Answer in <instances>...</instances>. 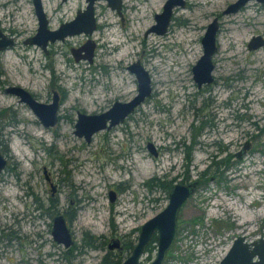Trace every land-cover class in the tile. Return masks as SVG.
<instances>
[{"label":"rangeland","instance_id":"374dc122","mask_svg":"<svg viewBox=\"0 0 264 264\" xmlns=\"http://www.w3.org/2000/svg\"><path fill=\"white\" fill-rule=\"evenodd\" d=\"M120 1L122 19L98 0L96 30L55 40L44 53L24 43L37 25L31 0H0V28L14 40L0 51V148L6 157L0 172V264H95L102 250L81 242L85 232L96 244L113 233L134 230L135 237V228L166 204L167 193L156 181L181 182L182 174L188 176L183 183L198 181L201 170L208 178L181 204L161 264H217L236 235L264 237V45L246 47L250 37L264 38V4L248 0L223 13L235 0H183L173 7L166 31L156 34L147 29L165 0ZM41 6L47 27L55 29L85 0H41ZM213 17V80L197 87L190 69ZM86 38L94 42L91 61H74L70 47ZM136 59L150 77V95L109 132L100 130L88 142L76 136L77 109L100 112L113 99L135 93L127 65ZM54 84L63 98L51 126L4 91L18 85L47 102L57 92ZM200 122L185 166L182 142L190 141V124ZM148 141L157 155L146 148ZM109 189L115 191L112 201ZM69 209L74 216L67 218ZM56 213L82 250L53 241ZM154 249L142 254V262Z\"/></svg>","mask_w":264,"mask_h":264},{"label":"water","instance_id":"95a60500","mask_svg":"<svg viewBox=\"0 0 264 264\" xmlns=\"http://www.w3.org/2000/svg\"><path fill=\"white\" fill-rule=\"evenodd\" d=\"M94 0H86V5L82 11H77L73 19L62 22L56 29L48 30L46 27V18L42 10L40 0H32L34 13L37 18V27L32 37L25 41L35 43L42 49L47 39H63L65 35L84 32L89 34L95 28V20L92 9ZM110 8L115 9L119 14L120 0H105ZM248 0H235L229 3L223 13H232L238 10ZM264 4V0H255ZM183 5V0H165L161 11L154 14V23L147 29L156 34H162L166 31L170 20V15L174 6ZM218 29V22L213 17L205 26L203 34L200 36L202 47L201 54L191 66L192 79L197 87L212 82L213 68L212 55L216 50L215 36ZM13 43L12 38L0 32V49ZM264 45V38L261 35H254L246 43L247 49H255ZM94 43L87 39L78 48H72L71 53L74 59L85 58L91 60ZM83 50V53H80ZM127 69L134 74L136 80V91L127 100H114L111 105L97 113L76 112L73 123V133L82 137L88 142L91 136L102 130L121 122L135 106L140 104L144 98L150 95L151 85L150 77L146 69L136 59L127 65ZM4 91L18 96V100L27 104V106L36 115L39 122L44 126H51L57 120L56 110L58 107L57 95L53 93L49 102H41L34 99L29 91L18 85H9ZM146 148L152 155L157 151L151 141L146 142ZM6 164V157L0 149V172ZM195 182H174L167 191L166 204L157 213L143 221L139 226L136 240L128 256L118 264H161L166 250L171 245L176 234V216L181 204L194 191ZM112 200V196H109ZM50 233L56 243L68 246L72 242L71 233L65 224L63 216L56 214L52 217ZM151 235L155 238V249L153 256L145 263L140 262L144 245L149 241ZM112 246V245H111ZM110 247V244H109ZM256 257V260L252 258ZM218 264H264V237L258 239L245 240L243 235H236L231 245L227 248Z\"/></svg>","mask_w":264,"mask_h":264},{"label":"flooded vegetation","instance_id":"af4514ba","mask_svg":"<svg viewBox=\"0 0 264 264\" xmlns=\"http://www.w3.org/2000/svg\"><path fill=\"white\" fill-rule=\"evenodd\" d=\"M32 1V0H31ZM61 2H64V1H66V0H60ZM98 0H94L93 2H92V9H93V15H94V20H95V13H94V4L97 2ZM40 4H41V0H40ZM85 5H86V0H85ZM108 5V4H107ZM33 6V5H32ZM109 6V5H108ZM42 7V6H41ZM85 7V6H84ZM110 7V6H109ZM121 8H122V6H121V1H120V9H119V16H120V18L122 19V17H121ZM84 9V8H83ZM83 9H80V8H77L76 9V11H75V13H74V15H73V17L71 18V19H73L74 17H75V15H76V12L77 11H82ZM113 9V8H112ZM43 10V9H42ZM115 10V9H114ZM33 12H34V9H33ZM35 14V13H34ZM44 16H45V14H44ZM35 17H36V15H35ZM45 18H46V16H45ZM71 19H69V20H71ZM68 21V20H67ZM36 22H37V18H36ZM62 22H64V21H62ZM62 22H60V23H62ZM59 23V24H60ZM36 27H37V25H36ZM46 27H47V18H46ZM58 27V26H57ZM96 28H97V23H96V20H95V28L89 33V34H91L94 30H96ZM47 29L48 30H52V29H49L48 27H47ZM56 29V28H55ZM35 30H36V28H35ZM0 32L1 33H3V30L0 28ZM35 33V32H34ZM33 33V34H34ZM80 33V32H79ZM4 34V33H3ZM32 34V35H33ZM76 34V33H75ZM82 34H84V35H89V34H87V33H84V32H82ZM6 35V34H5ZM32 35H29V36H27L25 39H24V43H28V42H26L25 40L27 39V38H30V37H32ZM70 35H73V34H70ZM8 36V35H7ZM66 36H69V35H65L64 37H63V39L66 37ZM9 37H11L12 38V41H13V43H14V40H13V37L12 36H9ZM87 39H90V38H86L82 43H80V44H78L77 46H71L70 47V53H71V49L72 48H78L79 46H81ZM55 40H62V39H54V40H49V39H47L46 40V42H45V44H44V48L42 49L39 45V47L43 50V52L44 53H46V47H47V45H49V44H52ZM13 43L11 44V45H8V46H6L5 48H3V49H6V48H8V47H10V46H12L13 45ZM94 43V42H93ZM29 44H32V43H29ZM33 44H35V43H33ZM37 45V44H36ZM3 49H0V51L1 50H3ZM93 50H94V47H93ZM93 50H92V55H93ZM84 51L83 50H80V53H83ZM71 55H72V53H71ZM72 57H73V59H74V56L72 55ZM81 58V57H80ZM91 58H92V56H91ZM83 59H85V58H83ZM79 60V58L76 60V59H74V61H78ZM87 60V59H86ZM88 61V60H87ZM91 61V60H90ZM90 61H88V62H90ZM136 81V80H135ZM7 86H9V85H7ZM54 86H56V90H57V92L54 90V91H52V94H51V97H52V95H53V93H55L56 95H57V102H58V106H59V100L60 99H62L63 98V90L62 89H60V86L59 85H55L54 84ZM6 87V86H5ZM4 87V88H5ZM28 91V90H27ZM32 95V94H31ZM18 97V96H17ZM32 97L34 98V96L32 95ZM51 97H50V100H51ZM35 99V98H34ZM128 99V98H127ZM127 99H113L112 101H111V103L114 101V100H121V101H124V100H127ZM37 100V99H36ZM49 100V101H50ZM20 101V100H19ZM39 101V100H38ZM49 101H47V102H49ZM42 102V101H41ZM111 103L105 108V109H107L110 105H111ZM139 105V104H138ZM137 105V106H138ZM137 106H135L127 115H125L124 116V118H123V120L121 121V122H119L118 124H120V123H122L124 120H125V118H127L135 109H136V107ZM105 109H103V110H105ZM57 110H58V107H57ZM57 110H56V115H57ZM102 110V111H103ZM77 111H79V112H83V113H88V112H84L82 109H80V110H76L75 111V117H76V112ZM91 113H97V112H91ZM58 115H57V120H56V122L58 121ZM55 124V123H54ZM118 124H115V125H113V126H111L110 128H108V129H102L104 132H109L110 130H112L116 125H118ZM44 126V125H43ZM92 137V136H91ZM1 149V148H0ZM155 149H156V146H155ZM2 151V150H1ZM156 151H157V149H156ZM157 153H158V151H157ZM157 153H156V155H157ZM155 156V155H154ZM47 179V178H46ZM181 179H183V178H181ZM186 181V180H185ZM189 182V181H188ZM191 182H195V184H196V181H191ZM55 186H56V184H55ZM57 186H58V184H57ZM50 189H51V191H54L56 188L52 185V184H50ZM108 199H109V201H112V200H114V198H115V191L114 190H112V189H109L108 190ZM109 196H112V200H110V198H109ZM73 209H69L68 210V212H67V218H70V216H74V212L72 211ZM66 211V210H65ZM57 214V213H56ZM61 214V213H60ZM62 215V214H61ZM63 216V215H62ZM53 217V216H52ZM63 219H64V221H65V218H64V216H63ZM68 225L70 226V223H68ZM140 226V225H139ZM139 226L137 227V228H135V230L137 231V233H138V231H139ZM70 231V230H69ZM132 231H134V230H131V231H128V232H125V233H123V234H117V233H113V234H111V235H109V237L106 239V240H100L98 243L99 244H96V246H93L92 244H90L89 243V240H86V239H84V238H81L82 240H81V242H85L84 244L87 246V247H98V248H101V250H102V254H101V256L98 258V260H97V262L95 263V264H118L119 262H121L123 259H125L127 256H128V254L130 253V250H131V248H132V246H133V244H134V242H135V240H136V236H137V233H136V235H135V237H133V235H132V233H130V232H132ZM71 233V232H70ZM71 236H72V233H71ZM154 237V235H151V238L150 239H152ZM245 238V237H244ZM150 239H149V241L144 245V247H143V253L144 252H147L148 250H152V248H154L155 246V243H153V245H151L150 246V248H149V242H150ZM254 238H250V239H247V240H253ZM258 239V238H257ZM246 240V239H245ZM54 241V240H53ZM75 241V240H74ZM73 241V236H72V242H71V244L70 245H72L73 246V249L74 250H76V249H78V250H82V247L80 246L81 245V243L79 244V245H76L75 244V242ZM154 242H155V238H154ZM151 243V244H152ZM109 244H110V247H109ZM70 245H68V246H70ZM76 245V246H75ZM112 245V246H111ZM68 246H64L65 248L66 247H68ZM142 253V254H143ZM142 256V255H141ZM151 257L149 256V259H150ZM148 259V260H149ZM253 260H256L257 258L256 257H253L252 258ZM148 260H146V261H148ZM220 260V259H219ZM219 260H218V262H219ZM140 262L141 263H145V261L144 262H142V259H141V257H140ZM218 262H217V264H218Z\"/></svg>","mask_w":264,"mask_h":264},{"label":"trees","instance_id":"16d2710c","mask_svg":"<svg viewBox=\"0 0 264 264\" xmlns=\"http://www.w3.org/2000/svg\"><path fill=\"white\" fill-rule=\"evenodd\" d=\"M203 126H204L203 125V122H200L197 125H194L192 123L190 124V127H189L190 128V141H189V143H186V144H184L182 142V144L184 146V157H185V160H186V165L185 166H187L189 164V161H190V151H191V149L193 148V145L196 142L195 136L199 134V132H200V130H201V128ZM223 159H224L225 162H228L229 161L228 157L223 158ZM214 170H216V168ZM206 175H207L206 170L199 171L198 172V176H197L198 181L195 180L196 183L199 182L201 179H202V181H204L206 178H208L207 176L209 174L207 176ZM182 176H183L182 177L183 179L181 180V182L183 183V182H185V180L188 179V176L186 174H182ZM152 179H154V178L147 179L145 181V184H148V186L150 187ZM172 184H173L172 183V178H169V179H159V180L156 181V185L159 186L161 189L165 190L166 193H167L168 189L171 187ZM83 238L86 239V240H89V243L92 244L93 246H96V243H92L91 242L93 240V238L90 239V236H89V234L87 232L84 233ZM152 242L154 243V237L152 239H150L149 248H150L151 245H153Z\"/></svg>","mask_w":264,"mask_h":264}]
</instances>
